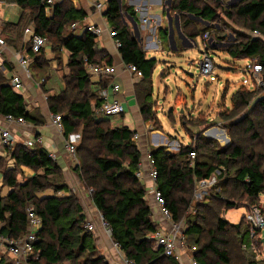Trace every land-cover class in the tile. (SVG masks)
Masks as SVG:
<instances>
[{"label": "trees", "instance_id": "trees-1", "mask_svg": "<svg viewBox=\"0 0 264 264\" xmlns=\"http://www.w3.org/2000/svg\"><path fill=\"white\" fill-rule=\"evenodd\" d=\"M105 1L104 18L121 44L118 53L122 63L133 65L142 75L141 91L136 96L139 113L143 121L153 123L156 118L152 105V74L156 60L146 58L121 21L124 14L136 21L133 10L124 7L123 0L120 4L117 0ZM171 1L170 10L179 15L180 30L186 38L195 40L208 33L212 39L221 40L219 31L211 27L218 19L219 6L217 9L206 4L200 6L201 0ZM238 1L229 7L231 11L225 12V16L244 31H256L260 37L240 34L226 53L232 60L251 62L249 68L253 62L259 64L264 88V0ZM13 2L21 15L18 23L4 25L15 33L13 40L8 39V46L18 52L24 50L30 59L38 60L43 50L33 54L30 42H21L23 31L30 24L34 35L44 38L52 52L64 50L69 55L68 74L62 77L63 90L47 99L49 112L61 116L64 136L80 134L73 172L89 192L112 243L134 264H179L174 257L163 256L162 249L149 237L158 227L151 219L145 185L135 177L141 162V152L132 141L136 132L123 125L111 128V119H98L94 114V107L101 103L99 93L107 84H100V80V88L90 92L91 80L85 66L102 63L110 66L112 60L96 49L93 36L87 33L76 36L66 31L73 23H82L86 13L58 3L51 6L52 13L47 16L46 9L50 6L42 4L43 0ZM194 19L208 26L198 27ZM9 81L0 76V116L31 122L33 117L26 111L22 96L12 89ZM255 93L242 86L230 97L231 108L222 116L230 137L228 148H215L213 141L197 136L193 143L182 145L177 154L166 153L164 147L149 151L156 171V188L165 200L172 221L182 224L186 247L196 248L193 257L197 264H256L252 256H248L249 250H242L243 245L249 246V230L244 218L232 225L221 217L241 208L247 212L257 206L259 196L264 193V147L261 146L264 121L245 115L236 120L249 108L251 113L255 107L264 108V94L256 97ZM182 126L190 132L186 123ZM5 150L15 168L6 169L5 160L0 158L3 185L10 190L0 199V235L19 239L26 234L25 209L30 204L42 221L34 245L39 258L32 264H109L98 255L93 234L85 229L82 206L69 192L60 169L48 153L40 147L15 146ZM191 153L195 154L192 166L187 161ZM20 167L35 172L34 177L23 184L17 182ZM210 178H215V184L208 190V198L194 202L195 182ZM47 190L52 194L36 199L37 193ZM59 193L62 196H58ZM193 202L195 214L186 221L181 211Z\"/></svg>", "mask_w": 264, "mask_h": 264}, {"label": "crops", "instance_id": "crops-1", "mask_svg": "<svg viewBox=\"0 0 264 264\" xmlns=\"http://www.w3.org/2000/svg\"><path fill=\"white\" fill-rule=\"evenodd\" d=\"M66 1L69 2L71 6L75 9H81L86 13V18L84 19L86 23L98 25L106 29L109 27L104 16H99L98 14H96L85 0ZM79 2H81V5L79 4ZM171 2V0H123V6L132 9L135 14L137 30L134 31L129 23L126 27L132 33L133 37L136 36L137 39L135 37L134 39L139 43V46L144 51L147 59L156 60V58L151 57V53L155 55L160 53L162 57L166 56L167 58H178L177 62H179V59H187L188 63L190 59L186 58V55L189 53V50L187 48L196 47L195 42L198 38L195 40H190L183 35L180 30L179 15H177L176 13H172V11L170 10ZM118 3L120 4V2ZM14 5L15 3L13 2V0H0L1 9H8L10 6ZM17 15L18 20L14 21L13 23H10L9 15L4 14L0 18V40H2L3 42L4 40L6 41L4 42L5 48L1 50L2 48L0 47V76L5 78L6 80H10V78L14 74L21 77L22 90L17 93L22 96L26 106V111L31 114L33 120L31 122H25V125L23 127L11 126L9 131L16 140V146H23V143L27 140H32L35 138L41 139V145H35L34 147L43 148L48 154L54 156L53 161L55 162L56 166L60 169L64 183L68 187L69 192L77 197L79 204L82 206L83 214L85 215V206L97 217V220H89V217L85 216V223L90 224L94 228V232L92 234L94 239V245L96 247L98 255L104 257L109 264H119L120 257L124 256L119 250L117 251L115 248H112L110 246L113 245L110 239V234L106 228L101 226L99 220V213L96 211V209L91 203L89 192H87L83 188L77 176L73 172V168L76 162H74L73 159H71L69 154L66 152L64 143L62 141V136L54 129L50 122V117L52 114L49 112V105L47 103V99L49 97L58 95L63 90V82H61L62 89L57 94H48L42 92L44 95L42 97L40 96L41 92L38 91L37 94V92L34 90L38 82L41 83V88L43 87L47 80L46 78H41V76L44 74L46 76V71L48 70L57 71L62 81V77L68 74V69L66 65L68 62L69 55L64 50L60 51V54L54 53L49 48H47L46 45L38 60L32 58L28 61V73H25V71L18 65L15 58L16 55L18 57H23L24 50L18 52L15 51L11 46H8V44L6 45L8 39L13 40L15 38V33L11 32V29L9 28H4V25L18 23L19 17L21 15L20 10L18 11ZM46 15L50 16L51 14L47 13ZM177 27L179 28V33L182 35L184 40H182V38L179 36ZM171 29L173 34L170 38ZM70 32H72L76 36H80L82 34L80 31ZM159 32L161 33L160 38L157 37V33ZM174 34L176 35V40L179 42L180 47L182 48L179 53H176ZM28 36L29 34L25 35L23 31V43H26L28 41ZM157 42L160 43V47H158ZM97 44L98 42H96V49L99 52L103 51L104 53H106L108 57H110L112 60V66L116 69V75L114 76V78H112V81L119 86V93L118 95L113 96V98L123 104L125 112L121 116L122 120H124L123 126H126L129 130L136 132V134H138L139 136L136 145L137 143H139V145L145 151V153L141 152V160L143 165L146 167L144 155H146V153H149L150 150L159 147H164L167 149V147L171 145V142L167 141L163 137V126L156 112L153 111V115L156 118L155 122L158 125V129L152 128L150 122L143 121L139 113L136 97V91L141 80H133V78H131V76L128 74V72L126 71V66L122 63L118 51H116L113 47L112 41L106 35H104L100 39V47H98ZM165 49L167 51H165ZM42 61H44L48 66L45 67V69L43 70L40 68V64ZM199 61H197V64ZM164 63L166 64L168 62L164 61ZM172 68H175V66H173ZM30 71L33 73L31 74ZM90 80L91 82L88 89L91 92L94 91V89L96 88H100V84L98 83V81L100 80H96V78H93L91 76ZM244 87L248 88L249 86ZM128 116H130V118L126 119V117ZM131 118H133V120H131ZM0 124H4L3 117L1 116ZM206 137L209 138V136ZM220 137L221 142L226 141V137H224L223 135ZM166 149L165 152L170 153L167 152L170 148H168L167 150ZM0 158L5 160L6 169L15 168L14 161L10 159L9 155L7 154V151L1 145ZM17 173L18 184H23L35 175V172L25 167H20ZM145 183V186H149L150 184L147 180H145ZM9 192L10 190L3 185V175L0 173V199L5 198ZM67 194L69 193H66V195ZM49 195L51 194H44L41 195L39 198H44ZM152 220L158 228H168V224L164 223V221H162L161 218H159L158 216L155 215ZM263 242L264 239L260 240V244H262ZM114 250L117 252L114 253ZM3 256H5V254L1 255L0 262L2 261L1 258ZM178 256L179 257L177 261L179 264H190V256L187 252L179 251Z\"/></svg>", "mask_w": 264, "mask_h": 264}, {"label": "rangeland", "instance_id": "rangeland-1", "mask_svg": "<svg viewBox=\"0 0 264 264\" xmlns=\"http://www.w3.org/2000/svg\"><path fill=\"white\" fill-rule=\"evenodd\" d=\"M52 2L53 4L64 3L63 6L65 8L71 5L66 0H52ZM238 2V0H211L208 2L201 0L198 3L200 6L206 4L214 7L215 9H217L216 6L220 7L217 11L218 19L216 22L211 24L213 29L219 31L221 40L212 39L213 45L211 46L210 53L213 58L214 70L210 76L206 78L199 76L197 69V61L200 60V53L202 52L200 37H198L195 42L196 47L187 48L189 53L186 55V58L190 59L188 63L187 59H179V62H177L178 58H167L166 56L162 57L160 53H158L159 55L151 53V57L156 58V68L152 74L153 111L157 113L159 119L161 120L164 130L163 137L167 141L171 142V145L167 147V149L170 148L167 151L170 152V154H177L182 145L186 146L189 142L193 143L197 136L213 141L215 148H228L231 144L230 137L227 129L225 128V122H223L222 116L226 114V110H230L231 108L230 97L241 86H249L248 88L250 91L253 90L256 92V97H260L264 94V88L262 86V88L251 86V80L248 76L251 62L246 60H232L226 53V49L238 40L240 34L253 36L252 32L244 31L242 27L233 23L225 16V12L231 11L229 10V7L235 6ZM79 4L81 5V2H79ZM18 11L19 9L16 5L10 6L8 9L0 8V18L4 14L9 15V21L10 23H13L18 20ZM123 18L124 16L122 19ZM195 21L198 27L204 28L206 26V24H203L198 20ZM30 27V24L26 26V28ZM108 30H110V27H108ZM66 31H72L71 27L67 28ZM257 36L260 37V34L258 33ZM134 37L136 38V36ZM157 37H161L160 32L157 33ZM176 39L177 37L174 34L176 53H179L182 48ZM4 42L6 41L4 40ZM21 42H23L22 39ZM96 42H98L97 45L100 47V40L96 39ZM46 45L47 48H49L48 43H46ZM157 45L160 47V43L157 42ZM165 51L167 50L165 49ZM54 53L60 54L61 52L59 51ZM164 61H167L168 63L165 64ZM173 66H175V68H172ZM45 67L48 66L44 61H42L40 68L43 70ZM30 73L32 74L33 72L30 71ZM46 74V76L45 74L41 76V78H46L47 80L43 87L41 88V83L38 82L34 88L37 94L38 91L41 92L40 96L42 97L44 96L43 93L57 94L62 89L61 77L57 71L48 70L46 71ZM103 82L108 85V81L106 83L104 80L100 84ZM139 91H141L140 84L138 85L136 96ZM263 113L264 108L260 106L257 108L255 107L252 113L249 108V110H245L239 117H237L236 120L245 115L246 117L249 116L254 120L264 121ZM127 118H130V116L126 117V119ZM131 120H133V118H131ZM182 123H186L190 130L189 133L186 129H184ZM123 124L124 120H122V117H118L112 118L109 126L113 128L122 126ZM157 126L156 122L151 123L152 128L157 129ZM261 132L263 134L261 146L264 147V130ZM209 133L212 135H209ZM218 133L226 137V141L221 142V139L215 138V135ZM206 136H209V138ZM137 146L140 152L145 153L139 143H137ZM142 183L146 185L145 180H143ZM44 194H52V191L47 190L43 193H37L35 197L39 200L41 199L39 197ZM57 195L60 196L61 193ZM195 205L196 204L193 202L186 209H182L180 214L182 218H185L186 221L192 219V216L195 214ZM257 206L262 207L264 210V193L259 196ZM244 207L245 209L250 208V206ZM84 210V217L88 216L89 220H97L96 215L87 209V207L84 206ZM244 214L245 210L241 208L228 211L225 214H222L221 217L230 224L236 225L239 223ZM263 239L264 230L260 233V240ZM110 246L114 248L113 245ZM116 252L117 251L114 250V253ZM247 254L248 256H252L251 259L256 262V264H264V242L262 244H260V242L255 244V250H249ZM1 259L3 264H15L14 260L6 255ZM210 259H212L211 255ZM62 264L68 263L65 262Z\"/></svg>", "mask_w": 264, "mask_h": 264}, {"label": "built area", "instance_id": "built-area-1", "mask_svg": "<svg viewBox=\"0 0 264 264\" xmlns=\"http://www.w3.org/2000/svg\"><path fill=\"white\" fill-rule=\"evenodd\" d=\"M92 10L99 16H103L106 1L105 0H85ZM42 4H46L50 7L46 9V14L52 13L51 6L53 5L52 0H43ZM202 23V22H201ZM204 24V23H203ZM72 31H80L81 33H87L93 36L96 39L100 40L104 35H106L113 44V47L116 51L121 48L120 42L117 40L116 32L110 28H103L98 25L91 23H82L75 22L71 26ZM24 34L28 35V41L30 42V51L33 54L39 53L46 46V40L39 36L34 35L32 28H27L24 30ZM258 33L253 32V37H256ZM134 38V37H133ZM27 41V42H28ZM202 43V52L200 61L197 64V69L199 76L208 77L212 74L214 70L213 58L210 53L211 46L213 45L212 38L208 33H204L200 37ZM0 47L5 48V44L0 40ZM23 57L15 56L18 65L28 73L27 68L29 65V55L23 53ZM86 74L90 77L96 78L98 80H107L108 85L106 88L102 89L99 93V98L101 100L100 106L93 109L96 118L98 119H112L121 117L124 112L123 104L115 100L113 96L118 95L119 86L112 81V78L116 75V69L112 65L95 64V65H86L85 66ZM126 71L133 78V80H141V73L133 66H126ZM261 66L253 62L248 76L250 77L252 87H261L263 86V81L261 78ZM10 86L15 92L22 90V81L21 77L18 75H12L10 78ZM112 96V98H111ZM4 124H0V145L4 148L12 149L17 143L15 138L10 133L11 126H20L25 125V121L22 118H13L7 116L3 118ZM51 125L54 129L62 136V141L65 146L66 152L69 154L70 158L73 161H76L75 151L78 143L80 142V134H69L64 136L62 118L60 115H51L50 117ZM138 134H134L132 137L133 142H137ZM42 141L40 138H35L32 140H27L23 143V146L26 148H33L35 145H41ZM48 157L51 160H54V156L48 154ZM146 161V167L143 165L142 160L138 166V171L135 174V177L140 180H147L150 184L145 186L146 189V199L151 210V219L156 216L161 218L164 223L168 224V228H158L153 234H151L150 240L159 246L162 249V255L165 257H174L178 259V252H187L190 256V264H197L193 254L196 252L195 247L188 248L185 245V237L183 236V226L181 223H174L172 221L171 215L166 208L165 200L162 195L156 188V171L153 167V160L150 157V153L144 155ZM195 159V154H189L187 161L190 166L193 165ZM215 184V178H210L208 180L196 181L194 185L193 201L194 202H203L208 198V190L212 188ZM150 201V202H149ZM26 219H27V230L26 234L19 238L13 239L8 236L0 235V257L5 254L6 256L12 258L15 264H32L31 262L37 261L39 258L38 251L35 250V243L38 241V233L42 228V221L36 215L34 208L28 205L25 209ZM154 216V217H153ZM244 221L248 226V238L249 246H242L243 251L255 250V244L260 242V233L264 230V210L260 206H254L245 212ZM100 224L102 227L106 228L99 215ZM153 221V220H152ZM86 231L93 233L94 228L86 223ZM109 232V230H108ZM110 234V232H109ZM113 247L118 251L119 248L116 244H113ZM119 264H134L131 260L126 259L125 257H120Z\"/></svg>", "mask_w": 264, "mask_h": 264}, {"label": "water", "instance_id": "water-1", "mask_svg": "<svg viewBox=\"0 0 264 264\" xmlns=\"http://www.w3.org/2000/svg\"><path fill=\"white\" fill-rule=\"evenodd\" d=\"M117 1L120 2V0H117ZM103 16H104V14H103ZM123 16H124V18L122 19V22H123L124 26H127L128 23H129L131 25V27L133 28V30L136 31L137 30L136 29L137 23L135 22L134 18L129 17L127 14H124ZM197 20L199 22H202L200 19H197ZM202 23L208 25L206 22H202ZM177 31H178L179 36L182 38V40H184V38L182 37V35L179 33V28L178 27H177ZM172 34H173V32H172V29H171L170 30V38H171V35Z\"/></svg>", "mask_w": 264, "mask_h": 264}, {"label": "bare ground", "instance_id": "bare-ground-1", "mask_svg": "<svg viewBox=\"0 0 264 264\" xmlns=\"http://www.w3.org/2000/svg\"><path fill=\"white\" fill-rule=\"evenodd\" d=\"M209 135H212L211 133H209ZM216 137L215 138H217V139H221V137L220 136H222V134H217V135H215Z\"/></svg>", "mask_w": 264, "mask_h": 264}]
</instances>
